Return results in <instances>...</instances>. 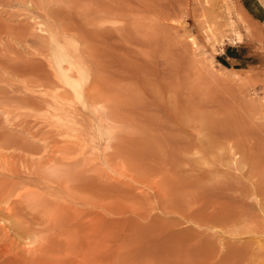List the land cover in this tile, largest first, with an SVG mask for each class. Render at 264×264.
I'll return each mask as SVG.
<instances>
[{
  "label": "rangeland",
  "instance_id": "obj_1",
  "mask_svg": "<svg viewBox=\"0 0 264 264\" xmlns=\"http://www.w3.org/2000/svg\"><path fill=\"white\" fill-rule=\"evenodd\" d=\"M258 257L259 0H0V264Z\"/></svg>",
  "mask_w": 264,
  "mask_h": 264
},
{
  "label": "bare ground",
  "instance_id": "obj_2",
  "mask_svg": "<svg viewBox=\"0 0 264 264\" xmlns=\"http://www.w3.org/2000/svg\"><path fill=\"white\" fill-rule=\"evenodd\" d=\"M260 1V4H261V6H262V8L264 9V0H259ZM49 29V28H48ZM49 32V31H48ZM48 32H47V34H48ZM51 33H52V31H51ZM51 35V34H50ZM52 36V35H51ZM64 50V49H63ZM62 57H65L62 61H61V63H65V62H67L68 63V67L66 68H64V67H62V65H59V62H60V60L58 61V64H57V69H56V73H57V75L58 76H56V78L58 77V79L57 80H59V81H54L53 83L55 84V86L56 87H58L57 85H60L61 83L60 82H62V83H64L63 85H65L68 89H70V93L71 92H73V91H75V89H74V85H76L75 84V82L77 81L74 77H76V76H79V75H77L76 73H77V71H80V67H81V64H80V67H79V65L77 64V63H75V61H73L72 59H67V57H66V55H64V56H62ZM79 59V58H78ZM82 59V58H81ZM67 66V65H66ZM70 67H71V69L73 68H75L77 71H75V69L74 70H72L71 72H70V74H68L69 72H67V70L68 69H70ZM70 69V70H71ZM72 72H75L74 74L72 73ZM79 73V72H78ZM81 73V72H80ZM79 73V74H80ZM83 73V72H82ZM51 74V73H50ZM72 75V76H71ZM60 79H61V81H60ZM56 80V79H55ZM76 80V81H75ZM92 81V80H91ZM60 83V84H56V83ZM52 83V84H53ZM51 84V83H50ZM62 85V86H63ZM61 86V85H60ZM77 86V85H76ZM89 86V85H88ZM64 87V86H63ZM63 87H61V88H63ZM66 87H64V88H66ZM66 88V89H67ZM91 88V87H90ZM55 89H57V88H55ZM71 90H73V91H71ZM91 90V89H90ZM97 90V89H96ZM93 91V90H92ZM60 94H61V96H62V93H61V91H58ZM58 92H57V95H58V97H59V94H58ZM63 92V91H62ZM65 92V94H68V93H66V91H64ZM79 92V91H78ZM77 92L75 91V93L74 94H76ZM81 93L82 92H79V93H77V94H79V95H81ZM100 93V92H99ZM64 93H63V95H64V97H69L70 95L68 94V95H65ZM77 94L75 95V96H77ZM85 94L87 95V93L85 92ZM93 94V93H92ZM78 95V97H80ZM96 95H97V93H96ZM95 95V96H96ZM44 96V95H43ZM46 96V95H45ZM99 95H97L96 97H98ZM57 97V96H56ZM84 97H85V95H84ZM62 98V97H61ZM81 98V97H80ZM46 99V98H45ZM49 99V98H48ZM58 99V98H57ZM77 99V98H76ZM42 100V99H41ZM53 100H54V98H53ZM60 100V99H59ZM57 102V101H56ZM65 103V102H64ZM91 111H93V114L95 115V117L97 116V118H99L100 120H102V122H104V123H110L111 124V122L110 121H108L107 119H106V111L104 110V107L102 106V105H95L94 106V108L91 110ZM105 111V112H104ZM78 115V114H77ZM109 120H111V119H109ZM110 124H109V126H110ZM107 126V125H106ZM3 161V160H2ZM4 169V168H3ZM58 169V168H57ZM61 169V168H60ZM58 171V170H57ZM64 172V171H63ZM55 173V172H54ZM57 173H60V172H57ZM56 177V176H55ZM9 208V207H8ZM10 209V208H9ZM6 210L8 211V209L6 208ZM6 211V212H7ZM10 211V210H9ZM8 211V212H9ZM19 230V229H18ZM27 230V229H26ZM26 230H24L25 231V234H27V233H29V234H27V235H31L32 233H34V232H27L26 233ZM25 236V235H24ZM27 237V236H26ZM25 237V238H26ZM33 237H34V235H33ZM32 238V237H31ZM28 239H29V236H28ZM27 240V239H26ZM32 243V242H31ZM28 244H30V243H28ZM25 246V245H24ZM255 264H264V258H260V257H258V259H255Z\"/></svg>",
  "mask_w": 264,
  "mask_h": 264
}]
</instances>
